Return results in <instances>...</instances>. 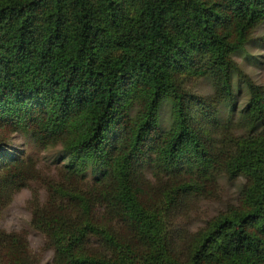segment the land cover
<instances>
[{"label": "trees", "instance_id": "obj_1", "mask_svg": "<svg viewBox=\"0 0 264 264\" xmlns=\"http://www.w3.org/2000/svg\"><path fill=\"white\" fill-rule=\"evenodd\" d=\"M263 19L264 0H0V129L67 152L30 216L50 264H264V83L230 57ZM232 71L248 103L220 122ZM202 75L209 94L185 86ZM30 163L1 157L0 202ZM218 170L244 175L238 204L178 246L175 216L188 194L214 191ZM20 236L0 232V264H33Z\"/></svg>", "mask_w": 264, "mask_h": 264}, {"label": "rangeland", "instance_id": "obj_2", "mask_svg": "<svg viewBox=\"0 0 264 264\" xmlns=\"http://www.w3.org/2000/svg\"><path fill=\"white\" fill-rule=\"evenodd\" d=\"M230 57L252 82L264 83V19L248 31V38L230 54ZM230 82L232 100L221 101L217 106L216 117L220 122L236 121L248 103L249 94L244 80L232 71ZM185 86L201 94H209L213 91L212 78L209 75L199 76L196 80L186 82ZM129 109L133 114L136 105H131ZM170 113V102L163 99L158 104L157 122L160 128H168L171 123ZM235 131L238 134L245 132L243 127ZM0 135L2 136L0 166L1 157L28 158L35 170L9 196L1 200L0 232L19 233L33 264H50L53 248L48 243L46 235L31 225L30 216L34 207H41L47 203L49 193L46 191L45 180L58 177V167L65 162L67 152L59 143L43 144L18 130L1 128ZM142 168L146 178L153 182L150 166L145 165ZM85 175L87 178H92L98 175V172L87 169ZM214 178L216 186L210 195L190 193L185 197V205L174 218L179 229L178 246H184L191 232L201 228L213 215L228 205L238 204L239 192L245 183L244 175L237 173L234 177H229L224 171L218 170L214 172ZM91 239L95 240L94 237ZM2 260L6 263L10 262L8 257Z\"/></svg>", "mask_w": 264, "mask_h": 264}]
</instances>
